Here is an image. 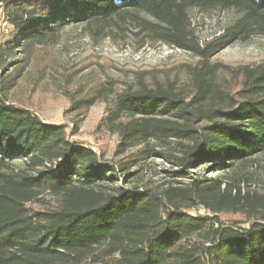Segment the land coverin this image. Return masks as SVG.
<instances>
[{
    "label": "trees",
    "instance_id": "1",
    "mask_svg": "<svg viewBox=\"0 0 264 264\" xmlns=\"http://www.w3.org/2000/svg\"><path fill=\"white\" fill-rule=\"evenodd\" d=\"M212 9L238 16L204 41L192 15ZM0 12V264H264V192L237 173L264 157V63L214 61L264 38V0H0ZM70 26L196 59L74 101L113 99L99 127L118 137L115 162L10 100L17 56ZM153 156L172 181L128 189ZM202 168L225 177L192 176Z\"/></svg>",
    "mask_w": 264,
    "mask_h": 264
},
{
    "label": "rangeland",
    "instance_id": "2",
    "mask_svg": "<svg viewBox=\"0 0 264 264\" xmlns=\"http://www.w3.org/2000/svg\"><path fill=\"white\" fill-rule=\"evenodd\" d=\"M234 11L212 9L193 12L192 20L199 37L207 41L220 34L237 18ZM9 29V28H8ZM7 26L0 12V41L6 39ZM28 57V58H27ZM24 60V62H19ZM189 53L163 44H147L137 49L130 41L124 43L111 38H94L80 26L66 28L55 44L33 46L30 52L19 54L13 71L23 68L16 85L10 91L11 102L35 112L48 124L64 125L74 142L87 146L115 162L117 135L99 127L111 98L96 102L87 112L73 110L74 101L94 94L103 84L122 88L140 71H173L182 64L194 63ZM214 61L229 65L264 63V38L255 37L247 43H236L218 54ZM12 71V72H13ZM15 75V74H14ZM176 170L163 158L153 156L134 169L138 175L126 185L128 189H155L172 181L168 171ZM195 178L224 176L208 168L192 170ZM238 175L253 190L264 192V157ZM247 184V182H246ZM245 186V185H244ZM240 219V216H226Z\"/></svg>",
    "mask_w": 264,
    "mask_h": 264
}]
</instances>
